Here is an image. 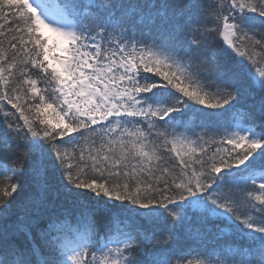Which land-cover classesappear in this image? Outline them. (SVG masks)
Instances as JSON below:
<instances>
[{"label":"snow or ice","instance_id":"snow-or-ice-1","mask_svg":"<svg viewBox=\"0 0 264 264\" xmlns=\"http://www.w3.org/2000/svg\"><path fill=\"white\" fill-rule=\"evenodd\" d=\"M0 264H264V0H0Z\"/></svg>","mask_w":264,"mask_h":264},{"label":"trees","instance_id":"trees-1","mask_svg":"<svg viewBox=\"0 0 264 264\" xmlns=\"http://www.w3.org/2000/svg\"><path fill=\"white\" fill-rule=\"evenodd\" d=\"M154 35L155 33H153V36ZM137 36L139 37V33H137ZM230 121H231V117L226 115L224 118L218 121L208 122L206 126V131H208L209 134H211L213 131L219 128L227 127ZM197 123H199V121H197ZM196 130L200 131V128H197ZM61 203H63V200H61ZM189 215L191 217V213ZM193 227H195V221H193ZM179 243H180V247H182L185 250H189V249L202 250L203 247H205V245H200L198 241H193L192 239L188 238L185 234H181ZM212 245H213L212 240L207 241L206 246L210 248Z\"/></svg>","mask_w":264,"mask_h":264},{"label":"rangeland","instance_id":"rangeland-1","mask_svg":"<svg viewBox=\"0 0 264 264\" xmlns=\"http://www.w3.org/2000/svg\"><path fill=\"white\" fill-rule=\"evenodd\" d=\"M57 55H59V53H56Z\"/></svg>","mask_w":264,"mask_h":264}]
</instances>
